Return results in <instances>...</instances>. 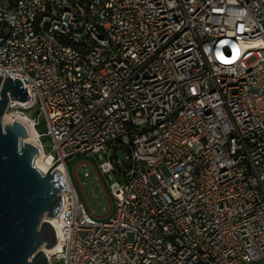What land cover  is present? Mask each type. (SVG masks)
Listing matches in <instances>:
<instances>
[{
	"label": "built area",
	"instance_id": "2783aa9c",
	"mask_svg": "<svg viewBox=\"0 0 264 264\" xmlns=\"http://www.w3.org/2000/svg\"><path fill=\"white\" fill-rule=\"evenodd\" d=\"M0 73L65 169L50 264H264V0H0ZM78 153L115 177L104 220Z\"/></svg>",
	"mask_w": 264,
	"mask_h": 264
},
{
	"label": "water",
	"instance_id": "95a60500",
	"mask_svg": "<svg viewBox=\"0 0 264 264\" xmlns=\"http://www.w3.org/2000/svg\"><path fill=\"white\" fill-rule=\"evenodd\" d=\"M25 88L17 77L2 79L0 73V264H50L43 248L53 247L57 236L48 218L60 214L66 190L58 162L45 173L35 167L40 151L25 141L26 126L3 123L9 97L28 100Z\"/></svg>",
	"mask_w": 264,
	"mask_h": 264
},
{
	"label": "rangeland",
	"instance_id": "374dc122",
	"mask_svg": "<svg viewBox=\"0 0 264 264\" xmlns=\"http://www.w3.org/2000/svg\"><path fill=\"white\" fill-rule=\"evenodd\" d=\"M26 112L29 114V116L36 118L37 123L34 126L35 131L41 134L40 140L43 144L44 151H49L51 148L50 137L45 133L46 118L44 114L37 115L35 108L31 111ZM102 160L103 159L99 158L98 154L92 155L88 153L71 156L66 159V166L71 175L72 182L78 192L79 199L84 203L87 211L91 212L92 215L98 220H104L107 218L111 202L106 194V191H109V183L113 182L115 178L109 173H107L106 175L101 173V180L97 177L92 164L97 166L99 161ZM82 161L87 162L88 164L78 169L77 172L80 175L84 171H87L89 175L83 178L79 177V183L74 176V168L77 163ZM101 181L103 182V184Z\"/></svg>",
	"mask_w": 264,
	"mask_h": 264
},
{
	"label": "bare ground",
	"instance_id": "6f19581e",
	"mask_svg": "<svg viewBox=\"0 0 264 264\" xmlns=\"http://www.w3.org/2000/svg\"><path fill=\"white\" fill-rule=\"evenodd\" d=\"M13 119H17L21 121L27 128L28 134L25 138V141H29L32 143L37 142L36 138V131L35 129L32 128L31 126V121L27 119V117H24L22 114H18L16 116H13L12 114H9L7 112L4 113L3 115V123H8L13 121ZM34 165L35 167L41 171L42 173H45L48 171V169L52 166L55 165L54 163L50 162L49 159L43 156V154L40 152L38 155L35 156L34 158ZM56 169L59 170L60 172H65L64 166L62 163H57L56 164ZM49 221L55 226L59 228V222H60V215L52 218H48ZM59 247V243H56L53 247L51 248H43L46 254H49L52 251H55Z\"/></svg>",
	"mask_w": 264,
	"mask_h": 264
}]
</instances>
